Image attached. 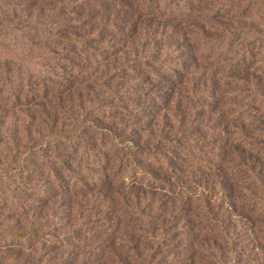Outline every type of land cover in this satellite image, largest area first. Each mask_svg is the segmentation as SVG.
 <instances>
[{"label": "rangeland", "instance_id": "rangeland-1", "mask_svg": "<svg viewBox=\"0 0 264 264\" xmlns=\"http://www.w3.org/2000/svg\"><path fill=\"white\" fill-rule=\"evenodd\" d=\"M191 2L192 11L177 17L145 15L137 0H61L48 8L50 39L66 36L64 52L23 62L19 71L26 81L31 66V83L50 78L60 89L26 106L0 100V166L24 158L28 172L20 176L30 186L23 189L15 175L0 181L11 192L10 213L0 207L1 216L17 229L39 218L54 237L33 238L20 259L34 249L43 253L41 264H264L262 47L250 64L230 62L264 36V0ZM24 42L17 41V57L27 55ZM100 78L114 100H105ZM83 112L135 141L131 154L169 188L127 184L128 167L112 172L105 139L90 129L94 156L105 155L89 161V174L78 150L44 141ZM30 145L37 151L25 155ZM39 147L51 157L48 169ZM96 175L104 178L100 186L89 184ZM76 178L87 190L71 188Z\"/></svg>", "mask_w": 264, "mask_h": 264}, {"label": "trees", "instance_id": "trees-1", "mask_svg": "<svg viewBox=\"0 0 264 264\" xmlns=\"http://www.w3.org/2000/svg\"><path fill=\"white\" fill-rule=\"evenodd\" d=\"M61 2V0H0V100L3 101V104H11L14 106H26L28 103L34 101H40L49 97L53 91H58L60 85L58 83L52 82L53 80L48 78L45 80H40L37 83H31L29 78L31 76L29 68L28 79L23 81L20 77L21 71H19L20 65L23 62L32 61L35 64L38 63V60L45 58H54L55 56H60L64 52L62 41L66 36L61 33L56 36V38H51V27L52 20L51 14L49 13V7L53 2ZM139 1V7L141 11L148 16L152 15H166V16H185L188 12L192 11V2L191 0H137ZM48 9V11H47ZM61 31V29H60ZM17 41L24 42L26 46L25 57L22 56L23 52L19 54L20 57H17ZM259 42V43H255ZM213 44L206 46L204 50H210L217 48ZM217 45V44H216ZM248 47L244 48V51L240 52L234 59H231V64L235 66L247 65L251 63L253 56L252 50L257 46H261L262 50L260 51V56L264 57V36L255 37V39L248 41ZM9 46L13 49H9ZM219 46V44H218ZM221 46V44H220ZM220 47L219 51H223L227 48L228 44L224 43ZM13 50L10 54H5L4 49ZM80 54H83L82 51L78 50ZM209 52V51H208ZM27 58V59H25ZM87 59V54L85 55ZM56 66V69L64 70L65 66L68 67V64L64 66H58L57 64H52ZM179 66V64H175ZM48 66V64H47ZM264 70V63L260 65ZM74 70H77V74H81L82 78L86 76V71L79 68L78 65L72 67ZM43 69H46L44 67ZM51 70V69H49ZM55 70V69H54ZM37 72L36 70H34ZM52 71V70H51ZM54 72V71H53ZM40 75H37L39 77ZM99 85L102 86L104 93L106 94L105 100H114L112 96V91L110 87L104 82V78L97 79ZM35 84V86H34ZM116 110H121V108H115ZM80 117L78 121H75L71 126L65 131L56 133L49 137L48 141L50 145L66 148L72 152H79L80 154V169L83 171V174H89L91 172L90 160L94 158L100 162L101 155H105V152L97 153L99 156L95 157L94 154L96 151H93L91 143L85 137V130L90 129L93 134L99 138L105 139L102 144L105 143L109 147L111 153L109 155L112 157L113 167L112 172L119 170L123 167H128V173H126V183L133 184V186H161V188H169V185L163 182L160 179L155 177H148L149 173L146 171L143 164L134 157L131 153L137 150V145L135 141L126 140V137L122 135L121 129H110L107 127L100 126L94 120H88L86 115L83 113L78 114ZM40 146V145H38ZM34 147V146H33ZM31 145L28 146L25 155L31 154V151H37ZM39 157L38 159L41 162H46V168L48 169L49 160L51 157L47 156L44 152V148H38L37 152ZM55 162V165H61L62 159L58 156L52 157ZM163 162L165 159L161 157ZM18 160L9 166H0V181H11L10 176L15 175L18 178V181L23 189H29L30 186L28 182L23 181L21 174H26L28 170L24 167V164L27 162L25 160ZM102 162V161H101ZM109 163V157L102 162V164ZM207 168V167H206ZM49 171V170H48ZM88 172V173H87ZM55 175V171L53 172ZM114 174V173H113ZM90 185L100 186L104 181L101 175H96L94 178L90 179ZM71 188L77 191L87 190V182L82 178H76L71 182ZM94 186V187H95ZM160 188V187H159ZM17 190V187H16ZM11 192L5 187H0V207H6L5 213H10V203H8L9 195ZM8 199V200H7ZM17 204V203H16ZM36 204V203H35ZM41 204V202H40ZM9 205V206H8ZM12 205V204H11ZM25 206L19 207V214L25 213ZM37 208V206H35ZM28 213V212H27ZM32 214V213H31ZM34 215V213L32 214ZM145 215V219L151 220L152 217ZM3 217L8 221L7 216H1L0 213V264H17V257L20 259L23 256L21 250H28L26 247L30 240L33 238H41L49 240V238H54L48 227L43 223L39 218H31L28 222L24 223V227L21 228H12L9 227L7 221L5 222ZM37 217V216H36ZM40 220V221H39ZM238 235H233V237H228V242L231 244L230 251L232 249L233 238ZM17 248L20 249L17 254ZM31 257H23L20 259L21 264H41L39 263L41 257L43 258V253L41 250L34 251L31 250ZM42 260V259H41ZM41 262V261H40ZM44 263H46L44 261ZM60 264V262H58Z\"/></svg>", "mask_w": 264, "mask_h": 264}]
</instances>
